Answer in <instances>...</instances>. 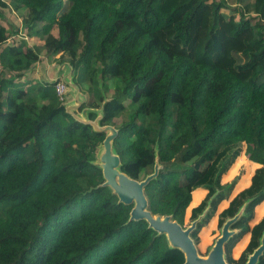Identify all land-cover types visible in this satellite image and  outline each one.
<instances>
[{"label": "trees", "instance_id": "trees-1", "mask_svg": "<svg viewBox=\"0 0 264 264\" xmlns=\"http://www.w3.org/2000/svg\"><path fill=\"white\" fill-rule=\"evenodd\" d=\"M233 3L0 0V264H184L165 234L129 220L132 204L103 184L97 155L106 132L66 109L57 80L33 74L40 49L26 38L35 36L72 68L87 95L79 113L117 130L119 170L143 179L160 165L144 187L153 214L183 225L211 163L244 144L258 166L216 220L219 230L238 214L224 244L234 264L229 249L264 200V0ZM1 7L26 13L14 25Z\"/></svg>", "mask_w": 264, "mask_h": 264}, {"label": "rangeland", "instance_id": "rangeland-1", "mask_svg": "<svg viewBox=\"0 0 264 264\" xmlns=\"http://www.w3.org/2000/svg\"><path fill=\"white\" fill-rule=\"evenodd\" d=\"M228 2L231 6L234 5L233 0H228ZM2 10L4 11L3 14L7 19L6 22H10L14 25H17L19 23L21 13L22 15H25L26 13V10H21V13L17 11L12 12V10H10V8L8 7H4L2 8ZM223 11L228 14H233V12L228 9H223ZM234 15L235 19H237L239 16L237 13H234ZM20 30L21 34L24 33V30L21 29V26ZM52 32L56 34V28H53ZM26 39V41L30 45H36L40 49V60L33 67V74L38 78L46 77L51 81L62 80L66 86L64 99L62 100L66 105V109L68 111H73L75 114L79 115V117L83 118V114L79 113L78 106L80 103H82V101H84V98L87 95H84L83 92H81V87L71 81L70 75L72 72V68L66 63V61H61L59 56L56 54L46 55L44 50H42L41 48V40L37 39L36 36L32 38L27 37ZM66 84H69V86L67 87ZM110 87H112L111 82ZM110 93L111 91L109 90L106 92V95L109 96ZM125 103H127V101ZM115 123L118 124L119 119H116ZM244 148V144L239 145L237 148L238 151L234 154H230L232 153L231 149H224L223 151H221L216 159L211 163V166L209 167L204 177L198 181V187H196L192 192V199L194 198L193 204L191 199V202L187 208V213L190 217L189 219L197 215L202 210V208L206 205L208 199H210V197H214L217 194L216 191L218 192L220 189H227V185L232 179L236 177L235 183L228 188V191L224 192V194L220 196L218 200L216 199L211 203V207L207 212V216H205V218L199 223V225H204V230H210L207 236L206 234L205 236H203L205 241L207 242L206 245L210 244L212 237L217 233L211 220L215 219L216 214H218L222 210V208L226 207L227 205L229 206L231 200L238 193H240L242 189L246 188L245 183L248 175L251 173L254 167V163L252 164V162L247 159L244 153ZM222 200L224 204L219 205L220 201ZM252 220V223L250 222V224H248V233L239 238L238 241L237 239L235 240L236 242L233 241V243H235L232 244V247H230L229 249L230 252H233V250L235 251L236 248V255H238L239 259L244 256V261L251 250L255 247L257 238L261 237L264 231L263 205L257 206L256 213H254V217ZM186 225H188V222H185L183 224V226ZM201 231L202 230L199 229L195 233V235L199 237ZM204 232L205 231L202 232V235L204 234ZM198 240L199 238L197 239V242H199ZM206 245L204 249L202 247V253L205 252ZM243 245L246 246V248L242 251ZM234 264H236V262ZM237 264H242V262H238Z\"/></svg>", "mask_w": 264, "mask_h": 264}, {"label": "water", "instance_id": "water-1", "mask_svg": "<svg viewBox=\"0 0 264 264\" xmlns=\"http://www.w3.org/2000/svg\"><path fill=\"white\" fill-rule=\"evenodd\" d=\"M69 112L75 118L84 122H92L97 129L106 132L97 155L98 164L101 167L104 178L103 184L110 187L112 192L116 194L119 202L132 204L129 220L144 219L149 227H152L159 233L165 234L169 245L183 252L184 264H228L225 259L224 244L234 233V230L230 229L229 226L237 218L238 214L223 222L207 252L204 255L199 254L191 233L205 218L209 207L205 208L201 214L191 220L186 226L172 219L170 215L153 214L148 209L144 187L157 174L160 165L156 162L153 172L147 174L143 179H135L128 176L119 170L120 159L118 154L113 151L111 145L112 139L117 134V130L112 125L98 126L95 121L86 120L84 116L81 118L73 111ZM263 251L264 231L262 236L259 237L258 244L251 250L243 264H256Z\"/></svg>", "mask_w": 264, "mask_h": 264}, {"label": "crops", "instance_id": "crops-1", "mask_svg": "<svg viewBox=\"0 0 264 264\" xmlns=\"http://www.w3.org/2000/svg\"><path fill=\"white\" fill-rule=\"evenodd\" d=\"M250 162H252V161H250ZM254 163V167H253V169H252V171H251V173L253 172V170H254V168L255 167H257L258 166V164L257 163H255V162H252V164ZM251 173L248 175V178H247V180H246V183H245V186H246V188L248 187V185H249V180H250V175H251ZM245 188V189H246ZM245 189H242V191L243 190H245ZM242 191H240V192H242ZM239 194V193H238ZM237 194V195H238ZM236 195V196H237ZM236 196L231 200V203H230V205L228 206H226V207H224V208H222V210H226V209H228L230 206H231V204L233 203V201L235 200V198H236ZM191 199H192V196H191ZM222 204H224V202H223V200L222 201H220V203H219V205H222ZM259 205H263L264 206V200L263 201H261L257 206H259ZM257 206L255 207V213H256V208H257ZM188 208V207H187ZM187 208H186V210H185V215H184V223L185 222H188V224H189V222H190V217H189V215H188V213H187ZM221 210V211H222ZM216 220H217V214H216V218L215 219H212L211 220V222H212V224H213V226H214V228L216 229ZM202 230L201 231V233H200V235H199V242H196L195 243V245H196V247H197V251L199 252V254H201V255H204L206 252H207V249H208V247L212 244V242H213V240L212 239H214L216 236H217V234H218V230L216 229V234L212 237V235H213V233H212V235H211V237H212V239H211V242H210V244H208V245H206V241H205V239H204V237L203 236H205V234H206V236H207V234L210 232V230H204V225H198L197 226V228L194 230L195 231V233L198 231V230ZM249 229V228H248ZM203 231H205L204 232V234L202 235V232ZM248 233V230L243 234V235H241V236H239L238 238H237V241L239 240V238H241L242 236H244L245 234H247ZM193 237V236H192ZM236 242V241H235ZM234 242V243H235ZM233 243V244H234ZM205 245H206V250H205V252L204 253H202V247H203V249H204V247H205ZM231 247H232V245H231ZM243 249H242V251L246 248V246H244L243 245V247H242ZM236 253H237V250H236V248H235V251L233 250V252H230V256H231V260L235 263L236 262V264L238 263V262H242V264L244 263V256L243 257H241V259H239V257H238V255H236ZM243 258V259H242Z\"/></svg>", "mask_w": 264, "mask_h": 264}, {"label": "built area", "instance_id": "built-area-1", "mask_svg": "<svg viewBox=\"0 0 264 264\" xmlns=\"http://www.w3.org/2000/svg\"><path fill=\"white\" fill-rule=\"evenodd\" d=\"M65 88H66V86H65L64 82L58 81V80L56 81L55 90H56V93H57V95L61 101L64 99Z\"/></svg>", "mask_w": 264, "mask_h": 264}]
</instances>
